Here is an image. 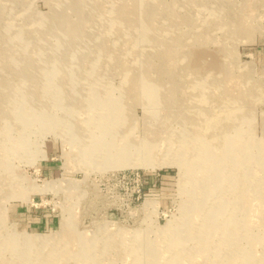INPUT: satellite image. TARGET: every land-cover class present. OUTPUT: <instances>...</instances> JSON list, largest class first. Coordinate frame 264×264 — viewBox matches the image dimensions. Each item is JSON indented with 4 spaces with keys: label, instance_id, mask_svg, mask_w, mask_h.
<instances>
[{
    "label": "rangeland",
    "instance_id": "rangeland-1",
    "mask_svg": "<svg viewBox=\"0 0 264 264\" xmlns=\"http://www.w3.org/2000/svg\"><path fill=\"white\" fill-rule=\"evenodd\" d=\"M185 1L124 0L125 6L139 3L136 13L140 4L153 6L151 31L169 56L165 68L153 55L137 72V100L134 86L132 94L127 90L130 73L118 64L139 67L138 62L106 34L110 11L120 0H86L81 14L67 8L58 25L81 21L88 32L81 39L75 31L76 46L56 52L29 32L55 0H0V72L16 69L14 75L0 73V241L12 230L56 232L67 214L71 223L55 253L67 251V240L79 253L68 262L62 255L61 264H243L264 256V184L257 190L250 185L254 176H264L257 148L264 137V0H205L204 9L200 0L184 7ZM242 4L247 12L232 16ZM171 11L177 17L166 27L161 23ZM242 21L248 29L239 34ZM61 33L57 28L53 36L59 40ZM101 35L108 41H100ZM105 43L113 45L110 52L98 50ZM136 44L139 52L149 51L140 39ZM192 49L200 54L199 66L180 57ZM248 65L250 82L240 69ZM169 71L175 73L164 74ZM230 109L248 115L238 130L231 129L230 140L241 154L249 149L250 158L242 160L245 201L229 214L227 198L234 201V192H216L208 173L217 163L214 178L224 180L223 171L233 165L198 120ZM202 130L212 148L200 160ZM3 188L11 193L3 194ZM188 202L190 223L165 235L162 227L180 217ZM0 243V264H12L11 252Z\"/></svg>",
    "mask_w": 264,
    "mask_h": 264
},
{
    "label": "bare ground",
    "instance_id": "bare-ground-1",
    "mask_svg": "<svg viewBox=\"0 0 264 264\" xmlns=\"http://www.w3.org/2000/svg\"><path fill=\"white\" fill-rule=\"evenodd\" d=\"M62 1H64V0H55V5H53V10H51L50 12H47V13L38 14V20L36 21V23H37L36 27L32 31H29L30 34H33L34 36L36 35L39 37L38 42L42 39V41H40V42L42 44H44L43 45L44 47H48L47 45L51 46V50L53 52H56L57 48L62 47L63 45H67L69 43L72 44V46H76L75 43H77V41H74L75 36H72L75 31H78V35L81 37V39H83L84 35L88 32V30L85 28V26L82 24L81 21H75V23H73V24H71L70 22H63V23H60L58 25V23L60 22L58 17H62L63 15H66L67 8H71L74 12L81 14L82 12L79 10V6H80V4L85 3L86 0H69L68 3H62ZM188 2H192V0L191 1L186 0L184 3V7L186 6V3H188ZM136 4H139V3L137 2ZM207 4L208 3H206L205 0L199 1V6L201 9H204L206 7L205 5H207ZM135 5L125 6L124 0H120V3H119V5H117V7L113 6L111 11H110V13H111L110 29L108 32H106V34L109 33L111 36L113 35L114 40L119 41V43H117V44H119L120 48L123 49V51L125 53H128L130 56L132 55L137 60V62L139 64V65L137 64V66H139V67H136V65L134 64L135 62L130 63V62H127L125 60H123L118 65H119V67H122L124 70L126 69L130 73L128 80L126 82L127 87H128L127 90L128 91L131 90V92H129V93L132 94L134 92L132 90V87L134 86L135 93H133V94H135L137 96V100H140V99H138L140 97V93H139L140 90H136V89L139 88V86H141L142 84L134 82V78L138 75L137 72L139 70H144L145 63L153 55H155L154 57H157L158 59L159 58L162 59V61H160V65H161V63H163L164 64L163 68H165V65H166L165 60L169 56L167 54V56L165 57V55L162 51L161 45H163V44H161V42L158 39V38H160V36L154 34L151 31V25L153 26V24H154V16L153 15L151 16L153 6H151V5L146 6V5L140 4V6L138 8V12L136 13L135 7H134ZM232 5H234V4H232ZM244 6H245V4H242L241 7L238 8L239 10L237 9L236 11H233V13L231 12L232 16H239V15L241 16L242 11L247 12L243 9ZM172 13H173V11H171V13L169 14L170 17H169L168 21L166 23L164 22L161 24H164V26H166V27H167V25H172L171 22H175L176 17H177V16L172 15ZM233 14H235V15H233ZM139 16H143V20L140 21ZM183 17H185V19H188L187 15L181 16V18H183ZM241 23L245 24V26L240 25V27L237 29V31L240 32L239 34H242V31L248 29L246 27L247 26L246 22L242 21ZM57 28H60V30H62L61 37L59 40L57 39L58 35H57V37L53 36V33L55 32V30H57ZM173 33L174 32H170V34H173ZM232 34H229V35L233 36ZM137 39L138 40L140 39L142 44H145L148 47L149 51H145L142 49L141 50L142 52H139L138 51L139 49H138L137 44H136ZM13 41H16V36L13 38ZM100 41L106 42L108 40L105 36L101 35ZM45 44H47V45H45ZM39 46H40V44L37 45V54L38 55L40 52H42V49L38 50ZM119 46L115 45L114 51H115V49H117L116 47H119ZM112 48H113V45L108 47L105 43V47L102 48V46L100 45L98 50L99 51H101V50L102 51H108L109 50V52H110L112 50ZM153 50H156L155 53H153ZM200 52H202V51H200ZM144 53H145V55H144ZM198 54H199L198 51H195L194 49H192V50H190L189 53H187L186 55L183 53L180 57L188 58L189 64H192L194 66H199L200 65L199 64V62H200L199 61V59H200L199 55L200 54L199 55ZM1 61H2V59H0V62ZM123 63H126L125 66ZM29 64H31V63H29ZM248 68H249V65L244 66L240 69H243V74L245 75V79H247V81L250 82V80H249L250 73H249ZM8 71L9 72H7V70H6V71L0 72V73H2L1 75H8V74H12V73H13V75L16 74V69L15 70H8ZM170 72L173 73V71H169V72H164V74H169ZM222 83L223 82L221 81V85H222ZM152 85H153V83H152ZM136 86H137V88H136ZM171 87L175 90H179V86L178 85L175 86L174 83ZM150 90L152 93L155 89H153V90L150 89ZM258 91L261 92L263 90L260 91L258 89ZM160 94H162V97H163L165 95V91H160ZM108 107L111 108V106H108ZM177 115H178V112L175 110L173 112V118L172 119L174 120V118L177 117ZM202 117L204 119H203L202 123H200V120ZM247 117H248V115L247 116L244 115V117H243L241 112H236V110L230 109L229 111L225 112V114L223 116L213 117V116H209V115L204 114V115H201L199 117V120H198V122H199L198 125L201 127L203 126V128H206V134H207L208 130H210L211 135L209 136V133H208V138L210 137V138L218 139V142L221 144V147H223L221 149V150H223V151H221L222 157H224V155H225L227 157L228 161H230L233 165L232 170L230 169L229 166H226V170L223 171L224 172V175H223L224 180H222V179L217 180L216 178H214V170L218 165L217 163L216 164L214 163V165L212 167H211V165H209L210 171L208 173L213 178L212 180H215L216 185L218 184L216 192H219L220 194L224 193V195L229 194V192H231L233 194V192H234V196H233V198L235 199L234 201L231 202L232 199H230L229 197L227 198L228 199L227 204H229L227 207H229L231 205V208L229 207V210H228L229 214L232 212L238 211L241 208L243 202L245 201L244 192H245L247 186H244L246 180L243 178L245 177L244 168H245L246 164H243L242 160L244 159V157L246 160H248L250 158L249 149L247 151H245L244 154H241L233 148V145H232L231 140H230V131H231V129L238 130L239 126H240L239 123L243 122L242 119L245 120ZM202 131L204 134L201 133L202 135H200V137H199L200 138L198 141L199 145L197 148V154H198V158L200 160L207 157V155L209 157L211 155L210 149L212 148V145L208 143V140H207L208 138L206 139V137H205L204 130H202ZM232 137H234V136H232ZM180 138H182V137H180ZM249 139L250 138H247L246 141H244V143H246L247 146L250 148V147H252V145L249 142L250 141ZM200 142H203L205 144L204 147H203V144H200ZM256 142H259V140L256 139ZM261 142H262V144L257 143V145H258L257 148L260 151H262L261 158H262V160H264V137L261 140ZM15 150H16V146L13 149V151H15ZM151 150H152V147L148 148L147 155H148V153L151 152ZM89 156L90 155H88L87 158L91 157V156L90 157ZM146 158H147V156L145 157V159ZM171 162L172 161H169L167 163L171 164ZM175 162L178 163L180 165V167H184V164L181 163L180 161H175ZM261 162H262L261 165H264V161H261ZM234 167H235V170H234ZM187 173H188V175H190L191 171L189 170ZM254 179H256L255 184H253V182H252V184H250V185L252 187L256 186V190H257V188L260 187L259 185L264 184V176L261 177L259 175H256V176H254ZM186 183H187V181H186ZM186 183H184V184H186ZM182 187H183V184L181 185V188ZM186 188H187V185H186ZM44 189L45 188H43V187H42V189L39 188V191H42ZM253 189H255V188H253ZM212 191H213V189H212ZM2 192H3V194L6 193L8 195L11 193L9 188H7V189L3 188ZM0 206H1L0 207L1 208L0 223H1V220L3 219V212H2L3 209L2 208H4V207H3L2 203H0ZM192 209H193V206L191 205V203L188 202L187 204H183L181 207L180 217L175 218L172 221L165 224L162 227L163 229L161 231L163 233H165V235L168 236L170 233L174 234L177 231H179L180 229H183V228L185 229L186 226L190 223L189 219L191 216ZM60 221L62 224L61 229L56 231V232L49 233V234H47V233L39 234V233H31V232L30 233L29 232L28 233L27 232L26 233L25 232H15V230H12V233H9L8 235L4 236V238H6V239H4L3 241H0V242H2L1 247H3V249L9 250L11 252V256H12L13 260L10 263L16 264V260L20 259L19 262H21V264L22 263H25V264H61V262L64 259L61 260L59 258H61L62 255H64V254L69 256L67 262L71 261L72 258L70 256L74 255V254L76 255L79 253V251H77V249H79V246H77V248H76L74 245L69 244V240L66 241L67 251H62V253L57 252V254L55 253V248L60 243L57 239L60 238V235H62V233H65L64 229L69 227V225L71 223L67 214L63 215L61 217ZM229 225H231V223ZM10 239H15L16 245H13L12 240H10ZM252 239H254V240L257 239V236L252 237ZM116 243H115V246H116ZM82 246L86 247V248L89 247L85 244L84 241L82 243ZM44 249L46 251H43ZM58 251H59V248H58ZM30 259L35 260V262L30 261ZM262 259H264V256L258 260L248 259V261L244 262L243 264H260Z\"/></svg>",
    "mask_w": 264,
    "mask_h": 264
},
{
    "label": "crops",
    "instance_id": "crops-1",
    "mask_svg": "<svg viewBox=\"0 0 264 264\" xmlns=\"http://www.w3.org/2000/svg\"><path fill=\"white\" fill-rule=\"evenodd\" d=\"M43 219H44V218H43ZM43 219H41L40 222H41ZM44 220H45V219H44ZM38 222H39V221H38Z\"/></svg>",
    "mask_w": 264,
    "mask_h": 264
}]
</instances>
